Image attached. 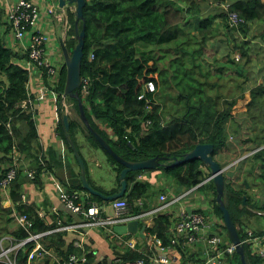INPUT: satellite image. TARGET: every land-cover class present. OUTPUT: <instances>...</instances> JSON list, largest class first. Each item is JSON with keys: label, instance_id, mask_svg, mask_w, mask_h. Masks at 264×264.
I'll use <instances>...</instances> for the list:
<instances>
[{"label": "trees", "instance_id": "16d2710c", "mask_svg": "<svg viewBox=\"0 0 264 264\" xmlns=\"http://www.w3.org/2000/svg\"><path fill=\"white\" fill-rule=\"evenodd\" d=\"M85 1L84 24L80 22V29L83 25L85 28L81 78H89L91 84L87 96L83 97L78 88L79 100L73 97L66 98L69 107L71 141L79 151L75 136L81 130L87 141L105 153L119 178L123 166L101 147L82 123L78 109V101H81L91 129L101 135L121 158L136 162L154 157H167L158 168L127 173L125 178L127 189L122 199L127 200L134 214H140L148 209L146 206L140 207L138 202L151 191V184L140 180L139 177L146 173L159 171L172 180L176 193L191 188H195L199 195L204 190L206 194H202L205 196L207 192H210L214 205L213 212L222 221V213L215 201V186L212 181L203 183L210 176L208 169L207 173L201 169L205 166L204 163L199 159L175 165L172 163L182 159L186 153L199 144H213L212 157L221 168L245 156L223 172L225 178L223 201L243 240V218L252 216V213H255L252 210L264 215V201L258 202L257 205L252 204V198L243 183L246 181L248 186L257 183L264 196V82L245 91L243 84L247 80L245 79L247 71L234 59L230 60L229 54L224 56L225 59L237 66L235 68L230 66L228 72H224L223 67L214 65L217 63L215 56L212 58L213 64L209 66H205L201 61L197 62L195 57H192L193 64L188 66L185 56L189 50L185 48V44L189 47L192 44L199 45L200 49L196 47L190 54L200 56L203 52L205 38L213 35L215 21L220 17L225 24L224 35L230 37L234 43L230 52L247 58L250 52L247 36L251 33L253 25L260 22L263 29L258 39L264 47V0H211L219 5L229 4L228 10L238 14L244 23L235 27L229 25L227 11L219 5L217 8L220 13L204 16L201 13V6L196 3L202 0ZM69 13L71 26L65 45L71 53L76 44L74 40L75 17L72 12ZM3 17L4 11L0 8V28L5 18ZM238 36L243 37L241 42H236L235 37ZM180 37L185 38L184 43L178 44L181 56L171 59L169 68L178 63L177 68L182 67L180 81L185 80L187 86L180 88L178 94H174L177 99L176 108L171 104L169 108L167 104L169 95L165 85L168 82L170 70H159L156 62L150 65L149 62L156 59L151 56L150 52L143 51L138 46L153 45L160 51L162 46L178 42ZM26 56V54L21 55L7 47L4 35L0 32V180L10 161L9 155L14 145L25 156V162H27L26 158H31L29 155H33L30 165L36 167L27 168L36 171L34 180H29L22 170L19 171L11 191V200L15 204L16 211L26 213L32 218L33 227L28 232L20 228L10 232L6 226L14 221L12 209L4 208L7 206L0 200V214L2 215L0 240L8 234L16 240H22L27 238L29 233H42L56 227L54 216L40 218L34 204H24L20 199V192L24 185L33 184L38 187L41 184V174L46 168L33 153L32 145L38 138L33 107L34 96H31L32 102L25 108L21 106L22 102L28 99L26 85L29 73L19 62ZM173 72L175 76L179 74L178 71ZM212 78L215 80H211ZM65 80L64 64L59 70L58 81L54 83L55 87L48 84L59 94L56 102L60 120L64 113L62 95ZM147 80H153L158 91L153 94L156 95V100L151 103L150 109L146 108L143 100H138L141 86ZM230 81L236 82V91L232 90ZM246 92L248 100L243 110L234 113L238 102L246 99ZM147 120H150L148 125ZM8 123H10L9 127ZM242 125L247 131L246 134ZM57 130L70 153H73L66 140L61 121L57 125ZM119 187L109 192L93 188L104 195H112ZM76 190H78L76 192L89 193L82 188L79 179ZM166 191L165 188L160 189V193ZM88 195L90 202L103 204L104 201L100 197L90 193ZM244 195L247 196L245 204H243ZM199 211L206 214V211L196 210V212ZM62 217L59 215V218ZM50 221L53 224H49ZM71 221L72 217L68 216L65 223H71ZM170 227L169 215L157 214L154 216L153 225L145 228V236L136 238V249H128L123 255L113 253L114 259L111 261L96 260L92 254H88L83 264H113L116 259L123 262L143 259L145 264H148L147 254L139 251L141 247L139 242L150 240L156 235L164 245H168L171 240ZM221 229L227 235L224 223ZM66 233L57 232L46 235L42 243L47 249L53 250L56 256L66 257L67 253L73 252L71 244L67 245L65 241ZM254 233L261 236L264 235V230ZM126 236L130 237V235ZM32 247L33 245L30 244L18 251L15 256L16 264H27V257ZM244 250L248 264H261L257 257L250 254L247 246H244ZM78 253L80 252L77 251L76 254ZM191 257L188 256V259ZM48 262L49 257H46L43 264H48ZM183 264H186V261H183ZM229 264H241L236 253L230 259Z\"/></svg>", "mask_w": 264, "mask_h": 264}, {"label": "built area", "instance_id": "2783aa9c", "mask_svg": "<svg viewBox=\"0 0 264 264\" xmlns=\"http://www.w3.org/2000/svg\"><path fill=\"white\" fill-rule=\"evenodd\" d=\"M42 2H49L50 0H40ZM47 14L55 15V19L64 23L67 28L64 13H61L57 6L48 3ZM223 10L227 11L229 25L232 27L238 26L244 21L238 16L236 12L228 10L229 4H220ZM41 15V9L36 4L35 0H15V2L8 7L6 13V23L9 29L12 41L10 42V49L18 52L19 54H26L27 56L20 60V64L29 73V80L26 85L28 91V99L23 101L21 106L25 108L32 102L31 91L32 81L34 76L39 78V91L37 92V101L45 100L47 96L54 98L57 101L59 94L50 88L48 84L58 81L60 68L53 64L49 58L46 57V45L51 36L48 33L37 29V24ZM15 42L19 45V50H15ZM21 51V52H19ZM93 56L91 55V59ZM45 77V78H43ZM91 80L89 78H81L80 90L83 97L89 94ZM157 91L155 82L147 80L141 86L138 100H143L146 103V108L150 109V105L154 102V95ZM34 96V95H33ZM62 109L65 113H69V107L62 96ZM147 125L150 120H147ZM10 126V123L7 124ZM116 138V137H113ZM9 163L5 168V173L0 180V200L2 204L12 209V216L17 225V229L29 231L33 227V220L26 213L16 211L15 204L11 200L12 184L14 183L19 171H23L29 180H34L36 176L35 170H28L25 168V156L21 154L17 147L14 145L11 154L9 155ZM203 169V168H202ZM44 171L41 174V178ZM25 186V185H24ZM23 186V188H24ZM56 190L59 203L70 214L80 216L83 218L79 223H63L64 221L59 218L56 208L52 209V216L56 218V227L42 233H29V236L22 240H16L13 237H4L0 240V261L6 264H16L15 256L21 248L32 244L27 257V264H33L36 260H44L46 257L56 256L51 249H47L42 240L44 236L64 231H72L79 228H102L106 233H110L109 237H114V243L119 246L115 250L117 252L125 249H135L136 241L117 235L113 232V227L126 224L132 220L141 221L145 228L150 227L153 223L154 216L166 210H170L175 205H181L183 200H187L191 196L195 188L190 190L181 191L178 193H161L159 196V204L157 207L145 210L140 214H134L133 208L127 200L119 198L113 201L103 202L97 204L90 202L88 195L84 192H76L67 189L56 181ZM21 202L29 204L28 196L25 189L20 192ZM111 205L114 210V216L106 214V208ZM138 205L143 206V201H139ZM40 218L45 217L42 210L37 211ZM170 233L173 237L168 245H164L161 239L156 235L152 236L151 245H149V252H154L148 258V264H172L170 254L181 241L187 248H194L200 254L201 263L198 264H229L230 259L236 253V248L229 239V236L219 231L215 223L211 221L202 213L188 210L187 206L183 203L179 210L173 216ZM49 224H53L52 221ZM244 246L250 251L252 256L260 257L264 260V235H256L250 229L243 230ZM78 248L82 249L81 242L76 243ZM119 248V250H118ZM152 248V249H151ZM152 250V251H151ZM152 256V257H151ZM58 257L57 264H83L86 261L84 255L80 256L76 253H71L66 257ZM151 257V258H150ZM114 264H145L143 259L128 261L121 263L120 259H116Z\"/></svg>", "mask_w": 264, "mask_h": 264}, {"label": "crops", "instance_id": "0c3cea01", "mask_svg": "<svg viewBox=\"0 0 264 264\" xmlns=\"http://www.w3.org/2000/svg\"><path fill=\"white\" fill-rule=\"evenodd\" d=\"M14 2L15 0H0V8L4 11V17H5V18L3 17L4 19L2 18L3 25L0 28V32L4 35L5 43L8 46H10V42L12 41V36L9 29L7 28L6 13L8 7L11 6ZM35 2L41 9V15L37 24V29H40V31L42 32L48 33L51 36L49 42L46 45V57L49 58L53 64L57 65L58 68H61L65 64L61 45L62 43L66 44V41L68 40L67 33L69 32L68 30L71 26L69 12L73 13V8L67 7L64 9L63 13L67 25L66 28L64 23L59 22L55 19V15L47 14V6H48L47 4L51 3L54 6L55 5L57 6V2H55V0H50L49 2H42L40 0H35ZM12 48H14L15 50H19L18 43L15 42V46ZM34 79L35 80L32 81V87H31V91L33 93L31 94L34 95L33 107L35 110V120L37 122L38 138L33 143L32 147H33L34 155L38 157L37 160H40L41 164H43L44 168L45 167L46 168L44 170V175L41 178V184L38 187H35L33 184H26L23 189H25V192L28 196L29 204H34L37 211L42 210L46 218L51 217L52 209L56 208L58 214L63 216L61 219L64 221V223L66 222L68 216L72 217L71 223H79L81 221V217L68 213L59 203L57 190H56L57 189L56 181L60 185L67 187V189L69 190L78 191L76 190V188L78 185V179L80 181V168L77 161H75L74 159L73 153H70L68 147L65 144L64 139L57 130V125L61 120L58 116V105L56 100L50 96H47L45 100L37 101L36 96H37V92L39 91V78L38 76H34ZM54 83H50L51 87L53 88L55 87ZM157 92L158 91H156V93ZM153 98L154 100H156V95H154ZM23 132H25V128H23ZM75 138H76L77 146L79 148V153L82 155L86 165V175L90 185L105 192H109L120 186V180L119 178H117L113 166L111 165L112 163L109 162L105 153L100 149L97 148L95 149L94 146L85 139L84 134L81 130H79ZM29 156H31V158L30 159L26 158L27 162H25L26 163L25 168L32 167L30 165V160L34 156L33 155H29ZM241 158H239L234 163L229 165L231 166L234 165L235 163L239 162ZM103 162H105L108 165V169H104L105 174H102L99 171V169L102 168ZM229 165L224 167L225 169L224 171L230 168ZM32 168H36V167H32ZM202 170L205 173H207V168L205 166L203 167ZM208 178H206L205 181ZM139 179L143 181H148L151 184V189L153 188V190H155V191L151 190L149 194L145 195L143 197V200H141L143 201L144 204L143 206L148 207L147 210L153 209L158 206L159 196L161 195L160 193L161 188H165V191L167 190L168 193H173V194L176 193V187L172 182V180L170 178H167V176H165L161 172L154 171L151 173H146L140 176ZM205 181L203 183H207L212 180H208L206 182ZM244 184L246 186L245 187L246 190H248L249 196L252 198V204L257 205L258 202L264 201L263 195H255L254 193L251 194L252 187L249 188L247 183ZM204 196H205L204 194L199 195V192L195 191L194 189L191 196H189L187 200L184 199L183 203L187 206L188 210L195 211L198 209L201 210L206 209V205H202V203H204L207 200L206 196L205 197ZM209 201L212 205L210 208L212 212L209 211L210 209L203 210L206 211V214L204 215L208 217L210 213L213 214V216L217 220H219L217 222L219 223L220 227L218 224H216L215 221H213L215 222V226L224 232V230L221 229V226L224 222L222 223L223 220L221 221V219L214 214L213 212L214 205L211 201V197L209 198ZM183 203L181 205H183ZM181 205L177 204L171 207L169 211L166 210L162 212V214L169 215L171 225H172V219H174L173 216L179 210ZM252 212H255L252 213L253 214L252 216H245L243 218V229L245 228L250 229L256 233L257 231L264 230V215L256 210L254 211L252 210ZM199 213L202 212L199 211ZM259 217H261L262 219H260ZM14 222L13 223L11 222L6 227H8L9 229L10 226L14 224ZM71 223H67V224H71ZM139 225H143V224L140 222ZM15 227L17 228L16 223H15ZM64 232H67L65 234V241L67 242V245L71 244L73 252L76 253L77 251H79L80 253L78 254L80 256L82 255L87 256L88 254H92L96 258V260L106 259L107 261H111L112 259H114L113 253L116 255H123L128 250L125 249L117 252L115 248L119 246H117L114 243L113 241L114 237H109L110 233L108 232L106 233V231H104L102 228H79L76 230L64 231ZM127 235H130L129 239L136 241V237L134 235L132 234H127ZM125 236L126 235H124V237ZM144 236H145V230L143 233V237ZM6 237H10V234L6 235ZM172 237L173 235H171V238ZM78 242H81L82 249L76 246V243ZM139 244L141 246L139 251L142 252L143 254H147L148 258L151 254L154 253V252H149L150 250L149 245H151V240L140 241ZM178 247H180V249ZM71 253L70 252L67 253V256ZM154 255L155 253L153 254V256ZM188 256H192V257L188 259ZM57 258L58 257L56 256L49 257L48 264H57V260H58ZM170 258L172 260V264H183V261H186V264H198L202 262L200 261V254L197 253L194 248H189V247L187 248L181 241L178 243L176 248L172 250V253L170 254ZM258 259L260 260L261 264H264V260H262L260 257ZM0 263L6 264L4 261H0ZM43 263L44 260L43 261L36 260L33 264H43ZM121 263H125V262L121 261Z\"/></svg>", "mask_w": 264, "mask_h": 264}, {"label": "water", "instance_id": "95a60500", "mask_svg": "<svg viewBox=\"0 0 264 264\" xmlns=\"http://www.w3.org/2000/svg\"><path fill=\"white\" fill-rule=\"evenodd\" d=\"M57 2V8L61 13L64 12V9L67 7L73 8V15L75 17L74 22V40L76 44L71 53H69L65 43H62V51L63 57L65 60V68H66V80L64 86V93L63 97H73L79 100V95L77 93V89L80 86L81 80V63L83 58V49H84V42H85V28L84 25L80 29V22L84 24V16H83V8L86 4L85 0H55ZM78 109H79V116L85 125V127L90 131L96 141L101 145V147L111 155L115 160H117L123 166V170L120 172L119 180H120V187L118 188L117 192L112 195H104L98 191H96L89 183L86 175V166L83 161L81 154L79 153L78 149L75 147L73 142L70 139L69 134V116L67 113H63L61 117V124L63 127V131L65 133V137L67 142L69 143L73 155L79 165L80 168V181L84 190L88 191L91 195L100 197L103 201H113L119 198H122L127 189V181L126 175L131 171H140V170H150L158 168L161 165L162 161H165L167 157H154L148 160L143 161H127L117 155L111 146L99 135L97 132L93 131L87 121L85 116V112L83 109V105L81 101H78ZM214 151L213 144H199L193 150L189 151L184 155V157L180 160H176L172 163V165L187 162L189 160L199 159L208 167L210 172V177L206 180H212L215 190H216V203L218 204V208L222 213V219L228 233L229 239L232 244L236 248V254L239 256L241 264H248L245 258V250L244 245L241 242V238L237 231V228L233 222V219L225 206L223 201V195L225 191V178L223 175L224 168L214 160L212 157V153ZM243 156L242 158H244ZM241 158V159H242ZM231 167V165H229ZM205 181V182H206ZM246 183V181H244ZM247 196H243V204H245ZM106 213L108 216H114V210L111 205H108L106 208ZM114 232L118 235H127L132 234L135 237L143 236V231L145 229L144 226L139 227L138 220H132L126 224H120L115 226Z\"/></svg>", "mask_w": 264, "mask_h": 264}, {"label": "rangeland", "instance_id": "374dc122", "mask_svg": "<svg viewBox=\"0 0 264 264\" xmlns=\"http://www.w3.org/2000/svg\"><path fill=\"white\" fill-rule=\"evenodd\" d=\"M196 3L198 4V6H201V13L204 16L207 14L215 15V14L220 13L218 8H217V6L219 4H216L215 2H213L211 0L196 1ZM261 24L262 23L260 22L259 24L257 23L256 25H253L251 33L247 36L248 47L250 48L249 56L247 58H242V57H240V55L238 53L230 52V48L232 47V45L234 43L232 42L230 37H228V36L226 37L224 35L225 34L224 20H222L220 17L217 18V20L215 21V27L213 30V35L205 38V41H204L205 44L203 47V52L201 53L200 56H197L198 54H195L194 56H192L190 54V52H192V50H194V48L198 47L200 49L199 45H197V44L193 45L192 44V46L189 47L185 44V48L187 50H189L187 53V56H185V59L187 61L186 65L191 66L193 64L192 63V57H195L197 62L201 61L205 66H209V65L213 64L212 58L215 56L217 59V63L214 65L219 66V67H223L224 68L223 71L228 72L231 68L230 66H232L234 68L237 66V64L232 65L229 62H227V60L225 59L224 56L229 54L230 60L234 59L237 63L244 66V68L246 69L247 73L245 75L247 78H245V79H247V80L243 84V89H245V91H248V89L251 88L252 86H256V85L260 84L261 82H264V48L262 47L261 42H259L260 40L258 39V36L263 29V27H261L263 25H261ZM238 37H239V39H238ZM238 37H235L236 42H241L243 40V37H241V36H238ZM184 39L180 37V40L178 42H176L175 44L172 43L169 45L162 46L161 47L162 49H160V51L158 50L157 47H155L153 45H148V44L143 45L142 44L141 46H138V48H140L141 50L146 51V52H150L151 56L156 59L155 61H153V60L150 61L149 62L150 65H153L154 62H156V66L158 67L159 70H165V71L170 70L169 79L165 85V89H167V92L169 95V97L167 99L168 100L167 104H168L169 108H170V104L174 108H176L175 104L177 102V99L175 98L176 96H174V94L175 93L178 94L180 91L179 90L180 88L187 86V82L185 80L180 81L182 78V74H181L182 67H179V69H178L177 68L178 63H176L172 66L173 69L171 67L169 68L170 60L173 58H176L177 56H181V51L180 50L178 51V48H179L178 44L184 43L185 42ZM174 70L178 71L179 74L175 76V74L173 72ZM211 80H215V79L212 78ZM177 81H178V83H177ZM190 83H192V82H190ZM235 84H236L235 81H233V83H232V81H230V85L232 86L233 91H236ZM237 94H238V92H237ZM245 96H246L245 100H241L238 102L237 107L234 110V113L241 112L243 110L244 105L248 100L247 92L245 93ZM167 111H168V108H167ZM242 129H243L244 133L246 134L247 131H246L244 126ZM104 169H108V165L105 162L102 163V168L99 169V171L102 174H105ZM207 169H208V167H207ZM156 172H159V171H156ZM251 187H252L251 194L254 193L255 195H262L261 188H259L257 183L256 184L252 183L251 186L249 185V188H251ZM257 187H258V189H257ZM151 190L155 191V190H153V188ZM200 193L201 194L205 193V190L201 191ZM210 196H211V193L207 192V195H206L207 200L204 203H202V205H206V209H202V210H208L211 208L212 205L209 201ZM209 211L212 212L211 209ZM1 217H2V215L0 214V218ZM207 218H209L211 223L216 222V224L219 225V223L217 222L219 220H217L213 216V214L210 213V215ZM259 218L262 219L261 217H259ZM213 221H215V222H213ZM219 227H220V225H219ZM9 230H10V232L17 230V228L15 227V222H14V224H12L10 226ZM218 230L220 231L219 228H218ZM4 237H6V236H3L2 238H4ZM254 257H257V256H254ZM257 258H259V257H257Z\"/></svg>", "mask_w": 264, "mask_h": 264}, {"label": "clouds", "instance_id": "9594fccd", "mask_svg": "<svg viewBox=\"0 0 264 264\" xmlns=\"http://www.w3.org/2000/svg\"><path fill=\"white\" fill-rule=\"evenodd\" d=\"M63 96V95H62ZM64 98V97H63ZM67 98V97H66ZM66 98H64L65 99V101H66ZM65 113V112H64ZM67 114H69V113H67ZM125 139H126V137H124ZM107 214V213H106ZM83 220V218L81 217V221ZM130 222V221H129ZM141 221H139V223H140ZM64 223V222H63ZM128 223V222H127ZM142 223V222H141ZM65 224V223H64ZM118 226V225H117ZM143 226H144V224H143ZM115 227V226H114ZM113 227V228H114ZM139 227H141V225H139ZM145 227V226H144ZM145 230V229H144ZM113 232H114V229H113ZM115 233V232H114ZM143 233H144V231H143ZM116 234V233H115ZM118 235V234H117ZM120 236H124V235H120ZM126 238H129V237H127V236H125ZM139 237V236H138ZM141 237H143V236H141ZM137 238V237H136Z\"/></svg>", "mask_w": 264, "mask_h": 264}]
</instances>
